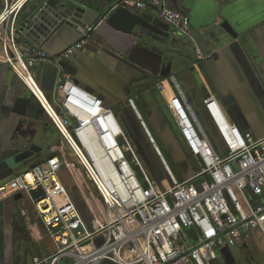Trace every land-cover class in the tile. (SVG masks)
I'll list each match as a JSON object with an SVG mask.
<instances>
[{
    "label": "built area",
    "instance_id": "1",
    "mask_svg": "<svg viewBox=\"0 0 264 264\" xmlns=\"http://www.w3.org/2000/svg\"><path fill=\"white\" fill-rule=\"evenodd\" d=\"M28 1H6L0 13L4 61L41 104L103 204L102 219L88 232L59 178L63 163L58 155L0 185V201L15 194L32 199L54 243L53 252L33 257L31 264H210L216 252L248 243L255 231L264 236V137L242 135L214 97L203 101V121L171 75L168 82L180 96L176 127L195 168L191 179H179L173 172L135 98L128 100L163 166L166 179L157 183L113 111L71 76L60 75L58 99L49 102L34 69L51 58L38 49H23L16 35L17 17ZM134 5L154 10L175 37L194 41L191 19L170 9L165 0H138ZM101 23L80 26V41L57 59L74 57ZM196 55L211 59L199 47ZM164 85L158 83L159 90ZM39 189L44 195L34 199L31 193Z\"/></svg>",
    "mask_w": 264,
    "mask_h": 264
},
{
    "label": "crops",
    "instance_id": "2",
    "mask_svg": "<svg viewBox=\"0 0 264 264\" xmlns=\"http://www.w3.org/2000/svg\"><path fill=\"white\" fill-rule=\"evenodd\" d=\"M6 1L12 0H0V13L5 9ZM81 1L96 11L113 3V0ZM137 1L126 0L123 5L165 34L157 35L137 29L134 35L129 36L102 22L97 33L85 42L84 48L74 57L50 60L34 69V76L47 99L55 104L60 75L71 76L82 89L101 99L113 111L126 136L132 133V140L145 149L147 157L148 150L142 145L145 139L150 145L149 140L139 118L128 104L130 98H135L144 113L141 116L159 139L164 151L158 144L167 162L165 152L175 163L183 155L192 162L176 127L175 111L180 104V96L168 82L173 75L203 121V101L214 97L242 135L263 138L264 0H165L170 9L191 19L194 41L175 37L171 27L158 18L154 10H138L134 5ZM224 24L229 25L231 33L223 28ZM79 41L76 28L65 40L47 44L42 49L35 46L26 49L20 39L19 45L25 50L44 51L55 58ZM196 47L211 59L199 60ZM192 68L197 70L204 82L203 91L189 72ZM160 82L165 83L163 91L158 88ZM26 90L20 78L6 65L0 45V158L7 150L21 151L14 167L0 172V185L50 156L59 155L63 163L59 177L66 182L63 184L69 195L72 189L77 188L81 196L87 198L80 174L66 158L69 155L64 149L66 142L41 104L33 97L31 108L35 111L34 118L13 113L17 98L24 95ZM37 95L40 96L39 92ZM156 158L157 166L164 173L160 159ZM156 170L155 173L159 175ZM192 171L195 172V168ZM190 176L191 172L188 173ZM18 195L22 194L0 201V260L6 256L7 244L15 243L20 238L33 245L31 259L26 263L31 264L33 257L46 256L55 248L32 199L28 197V200L26 195H22L17 200ZM22 211L29 215L24 216ZM257 241H264L260 231H255L251 241L237 247L243 250L251 245L264 253L256 246ZM222 258L225 262L236 263L230 251L224 250L215 253L211 264H216Z\"/></svg>",
    "mask_w": 264,
    "mask_h": 264
},
{
    "label": "water",
    "instance_id": "3",
    "mask_svg": "<svg viewBox=\"0 0 264 264\" xmlns=\"http://www.w3.org/2000/svg\"><path fill=\"white\" fill-rule=\"evenodd\" d=\"M125 1L113 0V3L102 6L100 10L96 11L89 8L87 3L81 0H29L17 17L16 35L23 42L26 49L30 48V46L42 49L47 44L65 40L70 33L75 32L79 23L93 26L98 22H105V24L117 32L129 36L134 35L137 29L146 30L157 35L165 34L136 12H132L127 7H124ZM223 28L231 33V28L228 24H224ZM50 58L52 61L57 59V57L53 58L51 56ZM189 72L198 88L203 91L205 85L197 70L192 68ZM75 83L79 86V82L75 81ZM32 99L31 92L26 90L24 95L17 98L13 113L19 116L34 118L35 111L31 108ZM136 145L143 160L147 161L145 149L138 144ZM20 152L18 150L3 152L0 158V172L14 167ZM178 152L181 154L179 147ZM183 157L185 158L184 155ZM36 165L30 168H34ZM188 168L192 170L190 166ZM191 174L192 176L182 179H191L194 176V172L192 171ZM31 195L34 199H38L44 195V192L42 189H39L32 192ZM20 198H22V195L16 197L17 200Z\"/></svg>",
    "mask_w": 264,
    "mask_h": 264
},
{
    "label": "rangeland",
    "instance_id": "4",
    "mask_svg": "<svg viewBox=\"0 0 264 264\" xmlns=\"http://www.w3.org/2000/svg\"><path fill=\"white\" fill-rule=\"evenodd\" d=\"M54 108L57 109V105H54ZM131 134L132 133H127L128 137H129L128 139L130 140L134 149L139 153L138 147H137L135 141L132 140ZM143 143H144V145H142V146H145L146 149L148 150L147 159H146L147 161H143V165H144L147 173L149 174V176L154 181H156L157 183H160L161 180L166 179V175L162 172L161 168L159 166H157L158 161L156 158L157 157L156 153L152 150V148L148 144L147 140L145 139V141H143ZM64 149L69 154L68 157H66V158H68L69 163L73 166V168H75L76 173L77 174L79 173L81 176L80 181H81L82 186H84L83 188L85 189V193L87 195V198H84V195L82 197L80 191L77 188L72 189L70 196H71L73 203L75 204V206L77 207V209L80 213V216L84 222V225L86 226V230L88 232H91L94 230L93 229L94 228L93 223H95L98 219H102L103 204H102V201L100 199L99 194L97 193V191L95 190L93 185L87 179L85 172L82 169V167L80 166V163H79L78 159L75 157L74 153H72V151L67 146V144L65 145ZM169 149H171V148H169ZM165 155L169 161V164H170L173 172L177 175V177L179 179H182L184 177L187 178L188 177L187 173H189L190 171L192 172V170L194 169V166H193L191 160L186 161V159L183 156L179 157V161H177V163H175L172 159H170L167 152H165ZM188 166H190L192 168V170H190V168H188ZM154 168L155 169L157 168L156 171L159 173V175L155 173ZM59 178H61V177H59ZM60 180L62 183H66L63 181L62 178ZM26 199H28V196H26ZM256 246L260 250H264V241L260 242V243L257 241ZM229 251L233 255V257L235 258V260L237 261L236 262L237 264H251L250 262L244 261L245 254H249L250 256H254L257 253L256 248L252 247L251 245H249V247L247 249L243 248V250H242L241 247H237V248H231V249H229ZM32 252H33V245L30 242L19 238L18 240H16L15 243L12 242V244H9V243L7 244V248H6L7 260H6V256H5L4 260H0V264H26L28 262V260L31 259ZM258 259H259V257H257L256 260L260 261ZM255 263H256V261H255ZM253 264H254V262H253Z\"/></svg>",
    "mask_w": 264,
    "mask_h": 264
},
{
    "label": "flooded vegetation",
    "instance_id": "5",
    "mask_svg": "<svg viewBox=\"0 0 264 264\" xmlns=\"http://www.w3.org/2000/svg\"><path fill=\"white\" fill-rule=\"evenodd\" d=\"M81 25H83V24H81V23H79L77 26L78 27H76V28H79ZM36 91V90H35ZM37 92V91H36ZM38 93V92H37ZM257 250V249H256ZM257 255V256H256ZM256 255H254V256H250L249 254H245V256H244V261L245 262H250L251 264H253V262H254V264H264V253L263 252H261V251H259V250H257V253H256ZM257 257H259V259L258 260H260V261H257L256 260V258ZM255 261H256V263H255ZM237 262V261H236ZM216 264H237V263H229L228 261L227 262H225L224 260H223V258L222 259H220L218 262H216Z\"/></svg>",
    "mask_w": 264,
    "mask_h": 264
},
{
    "label": "trees",
    "instance_id": "6",
    "mask_svg": "<svg viewBox=\"0 0 264 264\" xmlns=\"http://www.w3.org/2000/svg\"><path fill=\"white\" fill-rule=\"evenodd\" d=\"M136 106H137V109L139 110V112L141 113V114H144L143 113V111H142V109H141V107H139V105L137 104V101H136ZM152 134H154V133H152ZM154 138L156 139V141H157V143L159 142V139L156 137V135L154 134ZM159 144H160V142H159ZM160 146H161V148H162V145L160 144ZM163 149V148H162ZM163 151H164V149H163ZM211 264V263H210Z\"/></svg>",
    "mask_w": 264,
    "mask_h": 264
}]
</instances>
